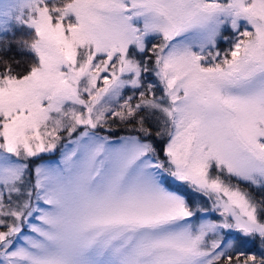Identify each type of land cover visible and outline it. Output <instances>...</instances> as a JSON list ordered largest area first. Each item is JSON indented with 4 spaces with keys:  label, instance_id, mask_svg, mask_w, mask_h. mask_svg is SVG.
<instances>
[{
    "label": "snow or ice",
    "instance_id": "1",
    "mask_svg": "<svg viewBox=\"0 0 264 264\" xmlns=\"http://www.w3.org/2000/svg\"><path fill=\"white\" fill-rule=\"evenodd\" d=\"M0 264H264V0H0Z\"/></svg>",
    "mask_w": 264,
    "mask_h": 264
},
{
    "label": "trees",
    "instance_id": "2",
    "mask_svg": "<svg viewBox=\"0 0 264 264\" xmlns=\"http://www.w3.org/2000/svg\"><path fill=\"white\" fill-rule=\"evenodd\" d=\"M12 55V53H9V56H11Z\"/></svg>",
    "mask_w": 264,
    "mask_h": 264
}]
</instances>
